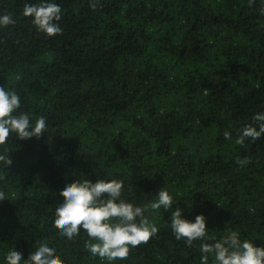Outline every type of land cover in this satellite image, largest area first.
<instances>
[{"label":"trees","instance_id":"16d2710c","mask_svg":"<svg viewBox=\"0 0 264 264\" xmlns=\"http://www.w3.org/2000/svg\"><path fill=\"white\" fill-rule=\"evenodd\" d=\"M41 2L0 0L15 20L0 26V87L20 95L15 114L47 123L6 143L0 264L44 241L63 264H109L83 229L68 239L54 227L60 192L84 179L122 180L121 199L141 207L165 188L172 211L206 218L207 237L188 246L171 212L149 209L158 233L112 264H200L201 243L230 231L264 247V135L236 143L264 115V0H46L62 10L52 37L22 15Z\"/></svg>","mask_w":264,"mask_h":264},{"label":"clouds","instance_id":"9594fccd","mask_svg":"<svg viewBox=\"0 0 264 264\" xmlns=\"http://www.w3.org/2000/svg\"><path fill=\"white\" fill-rule=\"evenodd\" d=\"M254 0H249L250 6ZM61 8L57 3L42 0L39 4L25 3L22 15L31 17L32 24L37 31L49 37L61 34L62 29L57 23L61 19ZM264 14V7L260 8ZM15 24L12 15H0V26ZM21 108L20 95L13 89L0 87V163L6 168L12 164L9 149L6 143L12 134L18 140H28L33 137L40 138L46 131L47 123L43 116L31 122L30 115L24 112L17 113ZM259 130L252 126L244 128L242 135L236 140L243 144L245 138L253 140L264 135V115L255 117ZM226 139L230 138L228 132L224 133ZM237 164L244 166L250 160L237 159ZM123 181L118 179H98L95 183L84 179L66 185L60 192L63 203L55 208L54 227L61 237L72 239L83 229L89 240L84 248L93 257H99L112 264L116 260L128 258L130 249L146 244L155 236L159 229L144 213L151 210L171 212L170 227L172 234L179 241L184 239L188 246L194 241H203L207 237L206 218L197 215L195 221H188L181 217V209L173 208V197L162 188L154 200L148 204L136 206L121 199ZM6 199L5 192L0 191V201ZM214 239V238H213ZM202 253L200 264H264V247H257L247 239L241 240L236 231L227 232L220 240L214 243H201ZM6 264H63L56 254V249L50 247L47 241L37 242V247L27 260L22 261V254L10 249L5 255Z\"/></svg>","mask_w":264,"mask_h":264}]
</instances>
